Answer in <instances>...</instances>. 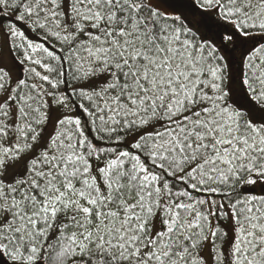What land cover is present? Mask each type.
<instances>
[{
    "label": "snow or ice",
    "instance_id": "obj_1",
    "mask_svg": "<svg viewBox=\"0 0 264 264\" xmlns=\"http://www.w3.org/2000/svg\"><path fill=\"white\" fill-rule=\"evenodd\" d=\"M0 264H264V0H0Z\"/></svg>",
    "mask_w": 264,
    "mask_h": 264
}]
</instances>
